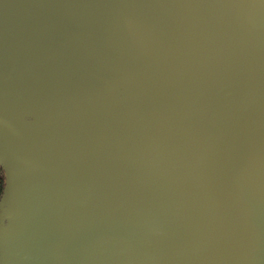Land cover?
Segmentation results:
<instances>
[{
    "label": "water",
    "instance_id": "obj_1",
    "mask_svg": "<svg viewBox=\"0 0 264 264\" xmlns=\"http://www.w3.org/2000/svg\"><path fill=\"white\" fill-rule=\"evenodd\" d=\"M0 264H264V0H0Z\"/></svg>",
    "mask_w": 264,
    "mask_h": 264
},
{
    "label": "trees",
    "instance_id": "obj_2",
    "mask_svg": "<svg viewBox=\"0 0 264 264\" xmlns=\"http://www.w3.org/2000/svg\"><path fill=\"white\" fill-rule=\"evenodd\" d=\"M2 187H3V172L2 169L0 168V194L2 191Z\"/></svg>",
    "mask_w": 264,
    "mask_h": 264
}]
</instances>
